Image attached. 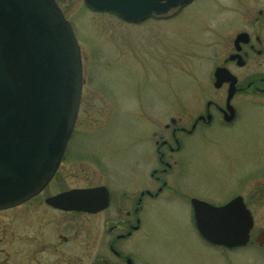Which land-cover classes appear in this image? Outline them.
<instances>
[{
	"label": "rangeland",
	"instance_id": "obj_1",
	"mask_svg": "<svg viewBox=\"0 0 264 264\" xmlns=\"http://www.w3.org/2000/svg\"><path fill=\"white\" fill-rule=\"evenodd\" d=\"M55 2L71 26L82 63L79 111L68 142V161L75 164L71 176L77 180L68 183L84 181L79 173L87 166L102 177L132 180L139 174L135 161L148 151L139 137L154 123L191 116L196 102L207 101L212 74L229 53L231 32L221 27L238 14L235 0H194L137 24L92 12L82 0ZM236 106L239 117L232 127L188 141L179 157L184 173L175 186L183 196L213 206L242 197L253 217L252 244L235 250L206 244L185 200L171 197L147 212L150 236L137 244L138 264H264V247L255 243L264 231V97L243 95ZM9 216L0 214L1 231ZM22 223L15 222L19 232Z\"/></svg>",
	"mask_w": 264,
	"mask_h": 264
},
{
	"label": "flooded vegetation",
	"instance_id": "obj_2",
	"mask_svg": "<svg viewBox=\"0 0 264 264\" xmlns=\"http://www.w3.org/2000/svg\"><path fill=\"white\" fill-rule=\"evenodd\" d=\"M235 7L238 14L233 23L221 27L231 32L229 53L215 68L232 78L227 74L216 83L214 70L212 91L205 95L206 102H196L194 113L188 112L191 116L170 118L162 126L154 123L145 137H139L148 151L135 161L139 174L127 182L102 177L87 166V172L79 173L84 181L68 183V179H76L71 176L75 164L68 161V143L57 171L41 193L20 206L0 211L10 215L8 225L0 230L2 264L15 260L22 264H138L136 247L150 236L144 219L154 203L171 197L184 199L192 211L191 202L197 199L183 196L175 186L184 173L179 157L188 149V141H201L212 130L232 127L239 117L236 101L240 96L264 97V0H235ZM72 190L95 191L92 201L104 207L96 212H77L47 203ZM16 212L20 214L16 216ZM18 219L23 220L21 232L15 225Z\"/></svg>",
	"mask_w": 264,
	"mask_h": 264
},
{
	"label": "water",
	"instance_id": "obj_3",
	"mask_svg": "<svg viewBox=\"0 0 264 264\" xmlns=\"http://www.w3.org/2000/svg\"><path fill=\"white\" fill-rule=\"evenodd\" d=\"M82 1L92 11L135 24L193 0ZM224 75L231 77L217 69L216 83ZM82 83L80 49L55 0H0V211L35 197L54 176L73 131ZM94 193L74 190L47 203L96 212L104 204L92 201ZM191 205L206 243L224 249L248 245L253 219L241 197L221 207L197 200ZM256 243L264 246V231Z\"/></svg>",
	"mask_w": 264,
	"mask_h": 264
}]
</instances>
